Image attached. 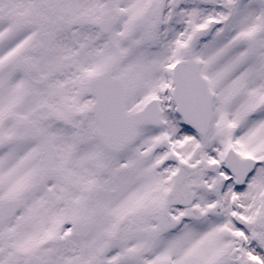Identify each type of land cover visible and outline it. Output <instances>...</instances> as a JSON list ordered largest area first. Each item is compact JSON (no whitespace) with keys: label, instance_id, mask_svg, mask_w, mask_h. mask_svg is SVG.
Wrapping results in <instances>:
<instances>
[{"label":"rangeland","instance_id":"1","mask_svg":"<svg viewBox=\"0 0 264 264\" xmlns=\"http://www.w3.org/2000/svg\"><path fill=\"white\" fill-rule=\"evenodd\" d=\"M97 2V0H92L91 4H88V6H92L94 7L95 3ZM193 9V8H192ZM181 13L186 14V11H181ZM190 16H192L191 13H189ZM123 25L126 28V37H125V47L127 49V58H126V67H127V76L131 79L134 75V67L135 65H137L141 60L138 57V55L135 56L136 53V48L137 47H142L143 44H140L139 46L137 45L138 42H141V40H136L138 38H140V35H136L133 34L132 31L130 29H128V16L125 20V22L123 23ZM79 27H81V25H79ZM227 27V25L223 26L222 29L219 32H214L213 30H207L205 33H201L199 35L200 38L197 39L198 43H199V48L194 51L193 53L196 54L198 57H201V48H202V44H203V39L205 37H207L208 42H209V48L210 50L214 49L215 46L218 44V41L221 39V37L223 35L227 36V40L225 44V46H231L234 47V51L231 48L230 49V53L233 54L228 58L231 59L233 61H235L236 59H239L240 63H239V67H242V70L244 72L245 75H250L252 73H254L253 70H251L250 66H249V62H248V58H246L245 60H242L241 55L244 53L245 48L247 49V51L244 53L243 56H249L250 51L253 49H259V46L256 45L255 42H251L249 40H245V37L241 38L240 40L237 39V37L239 36H244L243 32L239 33V31H234L232 33H223L224 29ZM180 29V28H179ZM169 30V25L166 24L164 31L162 32V37L161 40L162 44L160 45L161 47H166L167 46V31ZM219 34L220 37L216 38V35ZM148 37V45L149 46H153L155 44L156 38L154 36H147ZM144 41V38H143ZM144 43V42H143ZM198 50H199V54H198ZM212 56V55H211ZM215 56V54L213 55ZM145 59V58H143ZM250 61V60H249ZM150 62H154V63H158L156 61H154L153 59H150ZM160 64V63H159ZM262 76H264V74H261ZM248 79L247 76L242 77L239 81H238V85H240L243 80ZM251 78L248 79V81ZM223 86L225 87L226 90H230L231 94L229 96V100H230V104L231 105H240L242 103V100L240 99V97L234 96L233 94V87H232V76H229L228 79L223 81ZM139 95V92H137L136 90L131 89L130 92V104L131 105H135L138 103V100L141 98ZM262 119V118H260ZM222 122V120L220 119L219 115H214V123H213V129L210 132V134L208 135L209 137V144H210V148H213L215 145L221 147V145H224V139L217 137L216 136V130H217V126ZM261 122V121H260ZM259 122V123H260ZM259 123L255 124V127H257L259 125ZM255 133H258L259 130L254 129ZM227 145V144H226ZM249 146V145H248ZM248 146L246 145V148L243 147L242 145H238L237 149L240 153L243 152H249L251 151V148H248ZM243 193L249 194L251 193V191L253 192V194H255L254 197V202H255V206L257 208V213H258V221L260 222L262 229L264 227V178H262L260 176V173L258 171H256L248 180V183L246 185V187L244 189H242ZM244 203H248L249 200H243ZM252 204V203H251ZM31 232V230H29ZM257 241L255 243L256 248L257 249H261L264 250V233L261 230V228H257Z\"/></svg>","mask_w":264,"mask_h":264},{"label":"flooded vegetation","instance_id":"2","mask_svg":"<svg viewBox=\"0 0 264 264\" xmlns=\"http://www.w3.org/2000/svg\"><path fill=\"white\" fill-rule=\"evenodd\" d=\"M9 21H10V12H9ZM31 49L30 48H21V50L15 52L14 51V48L12 47V51L10 52V37H9V42H8V48H7V62H8V66H7V74L10 78V61L13 63L15 61V59L18 58L21 60V59H25L26 57L30 56L31 55ZM8 120H9V126H10V105H9V109H8ZM139 171H142L141 169ZM155 186V185H154ZM155 200L157 202V204L159 203L160 199H161V192H162V188H158L155 190ZM115 197L117 199V201L111 203L109 201V198H110V195L109 194H105V193H101L99 195H97L95 197V199L89 203V205H95V204H99L100 205V208H98V211L99 212H104V210L106 208H109L112 204L117 206L122 213L126 214V209H127V202H126V194L125 192H122V191H117L115 192ZM199 198L201 199V202H205L207 200V195L205 194H201L199 196ZM147 201V200H146ZM159 207H157V210H158ZM173 207H169V209H172ZM145 222H146V226H147V231H150L148 229V225L150 223V221H154V220H157V213L155 212H152L150 214H148L145 218ZM149 220V221H147ZM136 225H142L144 223L142 222H136V221H133ZM152 223V222H151ZM144 240H145V243L143 245V247H145L146 250H148V247L152 244V240L149 236L147 237H144ZM231 252L232 253H236L237 255H232V256H229V261L230 263H234L237 261L240 260V255H239V250H234L233 247L231 248ZM224 260L225 258L222 259V264L224 263ZM244 261H246V257L243 258Z\"/></svg>","mask_w":264,"mask_h":264},{"label":"water","instance_id":"3","mask_svg":"<svg viewBox=\"0 0 264 264\" xmlns=\"http://www.w3.org/2000/svg\"><path fill=\"white\" fill-rule=\"evenodd\" d=\"M176 82H177V86H178V90H177L176 94H177V97H178V96H180L182 94V92H181V88L182 87L181 86L183 84V79H181V77L178 76ZM200 88H201L200 85H197V86H194V87L191 86L189 96H186L184 102H188V101L194 99L197 96V94L199 93Z\"/></svg>","mask_w":264,"mask_h":264}]
</instances>
